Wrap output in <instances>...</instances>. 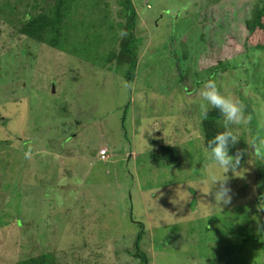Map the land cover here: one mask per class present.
Masks as SVG:
<instances>
[{
  "label": "rangeland",
  "instance_id": "obj_1",
  "mask_svg": "<svg viewBox=\"0 0 264 264\" xmlns=\"http://www.w3.org/2000/svg\"><path fill=\"white\" fill-rule=\"evenodd\" d=\"M122 1L75 0L41 42L18 30L35 0H0L16 8L0 20V264H140L139 226L148 264H264V51L227 48L264 0H131L135 60L117 66ZM208 79L251 118L231 126L247 149L227 174L203 144ZM165 146L176 165L153 160ZM213 175L231 204L208 193Z\"/></svg>",
  "mask_w": 264,
  "mask_h": 264
},
{
  "label": "trees",
  "instance_id": "obj_2",
  "mask_svg": "<svg viewBox=\"0 0 264 264\" xmlns=\"http://www.w3.org/2000/svg\"><path fill=\"white\" fill-rule=\"evenodd\" d=\"M218 0H211L214 4ZM35 0V2L31 5L32 9L35 11L32 15L26 16L24 22H22L18 28L19 35H22L30 40H37L41 42H46V38L50 35H54L55 38L51 40V42H57V38L59 35L58 26H60L66 19L67 13L71 11V6L75 2V0H41L39 3ZM37 3V4H36ZM99 7H101L105 2H101ZM123 5L126 15L125 22L123 24V29L121 30L125 35L117 41L118 47L114 48V50L110 51L107 57L108 62L115 61L116 65H126L127 63L134 61L135 57H132L131 53V43L133 41V32L135 27V16L136 13L131 11V0H123L121 2ZM9 10L8 20L10 17L14 18L13 15L14 10L16 8H12L10 4L0 3V20L2 19V13L5 11L4 9ZM100 12V8H98ZM102 18V17H101ZM102 21H107V16L103 15ZM13 22V20H12ZM102 22V26L106 27V23ZM243 23L244 33L239 35V38L234 40V43L231 45H226L228 48V52H231L232 58L246 55L254 50H263L264 51V10H256L251 11L250 17H245ZM115 40V37L113 41ZM137 40V39H136ZM134 40L133 42H135ZM226 41V40H225ZM222 55L224 53H219L218 55L215 53L211 54L209 58L216 60L214 61V66H218L223 62ZM182 59L187 57L186 53L181 54ZM228 54H226V57ZM212 62V60H210ZM178 76L179 81H188L187 76L181 72L179 69V64L174 67ZM128 79V78H127ZM220 114L218 111L214 109H209V114L207 119L202 120V132H203V144L204 147L207 148V143L211 140L217 133L222 132L224 130L223 125L220 124ZM240 142L230 149V154L235 155L238 151L246 152L247 146L246 142L243 139H239ZM161 153L158 154L156 152L152 158L156 164L163 163L167 166H174L178 163L179 158L172 147L165 146L160 148ZM244 157V156H243ZM8 227V226H7ZM261 229L264 226H260ZM140 231L137 233L136 240L134 241V253L133 257L136 258L140 264H148V257L144 251L140 249V243L142 236L144 235V229L139 226ZM228 242L230 238L227 239ZM238 242L243 244V247L247 244V242L258 243L257 237H252V240L249 237H238ZM230 243V242H229ZM237 243V242H236ZM244 249H241V252ZM51 253H48L47 256H50ZM47 256L45 254H41L38 257L30 258L26 261L21 262L20 264H47Z\"/></svg>",
  "mask_w": 264,
  "mask_h": 264
},
{
  "label": "clouds",
  "instance_id": "obj_3",
  "mask_svg": "<svg viewBox=\"0 0 264 264\" xmlns=\"http://www.w3.org/2000/svg\"><path fill=\"white\" fill-rule=\"evenodd\" d=\"M121 36L125 33L121 32ZM199 95L202 98L201 117L207 119L209 109H214L219 112L222 117L223 128L222 132L217 133L207 143V148L210 151L211 158L215 163L222 168L227 174L230 170L233 171L241 165L244 151H238L235 155L230 154V149L237 145L240 140L233 132V125H240L250 117H245V108L239 99H233L227 94L223 93L213 79H208L203 82ZM27 155V154H26ZM212 191L210 193L215 201L219 202L221 206H226L232 202V189L228 184V176L217 177L213 175ZM264 201V195L260 197Z\"/></svg>",
  "mask_w": 264,
  "mask_h": 264
},
{
  "label": "built area",
  "instance_id": "obj_4",
  "mask_svg": "<svg viewBox=\"0 0 264 264\" xmlns=\"http://www.w3.org/2000/svg\"><path fill=\"white\" fill-rule=\"evenodd\" d=\"M107 152H108L107 149H102L100 151V153H99L100 160H103V161L106 160V158L108 157Z\"/></svg>",
  "mask_w": 264,
  "mask_h": 264
}]
</instances>
